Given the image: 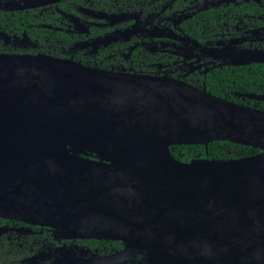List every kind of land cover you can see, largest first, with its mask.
<instances>
[{
	"label": "water",
	"instance_id": "obj_1",
	"mask_svg": "<svg viewBox=\"0 0 264 264\" xmlns=\"http://www.w3.org/2000/svg\"><path fill=\"white\" fill-rule=\"evenodd\" d=\"M212 142L260 153L169 150ZM0 219L119 241L118 258L145 264H264V112L179 80L0 54Z\"/></svg>",
	"mask_w": 264,
	"mask_h": 264
},
{
	"label": "flooded vegetation",
	"instance_id": "obj_2",
	"mask_svg": "<svg viewBox=\"0 0 264 264\" xmlns=\"http://www.w3.org/2000/svg\"><path fill=\"white\" fill-rule=\"evenodd\" d=\"M224 50L250 62L215 61L213 53ZM259 53L264 0H0V54L42 55L203 87L215 69L264 64L251 61ZM231 94L253 109L264 105L249 97L264 93ZM0 229L10 264H145L142 256L118 258L119 241L56 240L47 228L6 219Z\"/></svg>",
	"mask_w": 264,
	"mask_h": 264
},
{
	"label": "trees",
	"instance_id": "obj_3",
	"mask_svg": "<svg viewBox=\"0 0 264 264\" xmlns=\"http://www.w3.org/2000/svg\"><path fill=\"white\" fill-rule=\"evenodd\" d=\"M203 82L206 91L210 94L233 103L251 107L252 105L237 100L231 93L255 92L256 94H263L264 64L215 69L206 75ZM258 109L264 111V105L262 104ZM169 150L177 161L183 163H189L194 159L236 160L260 153L257 149L230 142H212L206 150L203 146H171ZM87 158L98 159L94 155H89ZM11 260V257L2 251L0 246V264H10Z\"/></svg>",
	"mask_w": 264,
	"mask_h": 264
},
{
	"label": "bare ground",
	"instance_id": "obj_4",
	"mask_svg": "<svg viewBox=\"0 0 264 264\" xmlns=\"http://www.w3.org/2000/svg\"><path fill=\"white\" fill-rule=\"evenodd\" d=\"M216 52L213 53L214 56L212 55L215 58V61H218V57H222L223 62L224 61L238 62L239 60L242 59L241 53L230 54V53H226L225 50L224 51H216Z\"/></svg>",
	"mask_w": 264,
	"mask_h": 264
}]
</instances>
